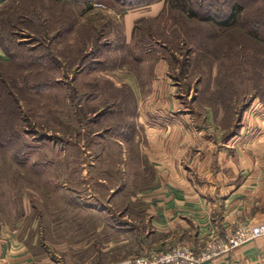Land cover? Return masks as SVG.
Instances as JSON below:
<instances>
[{
  "label": "rangeland",
  "instance_id": "374dc122",
  "mask_svg": "<svg viewBox=\"0 0 264 264\" xmlns=\"http://www.w3.org/2000/svg\"><path fill=\"white\" fill-rule=\"evenodd\" d=\"M126 3L0 0V236L40 264L155 249L147 125L182 124L197 152L260 130L264 0Z\"/></svg>",
  "mask_w": 264,
  "mask_h": 264
},
{
  "label": "crops",
  "instance_id": "0c3cea01",
  "mask_svg": "<svg viewBox=\"0 0 264 264\" xmlns=\"http://www.w3.org/2000/svg\"><path fill=\"white\" fill-rule=\"evenodd\" d=\"M133 12L129 11L126 23L129 30L135 19ZM253 118L254 125L260 126L258 134H244L250 119L244 120V132L228 138L222 147L211 140L213 145L206 151L194 152L191 148L197 145V134L190 131L186 138L184 126L175 121L163 129L150 125L142 114V121L149 124L148 142L153 145L149 157L157 161L162 176L153 189L157 217L147 238L157 237L153 250L178 243L199 248L212 235L264 221V117L259 114ZM165 129L171 134L161 136ZM0 264L40 263L22 241L0 236ZM207 264H264V236Z\"/></svg>",
  "mask_w": 264,
  "mask_h": 264
},
{
  "label": "built area",
  "instance_id": "2783aa9c",
  "mask_svg": "<svg viewBox=\"0 0 264 264\" xmlns=\"http://www.w3.org/2000/svg\"><path fill=\"white\" fill-rule=\"evenodd\" d=\"M95 6L103 7V4L95 3ZM261 236H264V221L244 223L222 235L210 236L199 248L188 243H178L165 249L153 250L128 264H207Z\"/></svg>",
  "mask_w": 264,
  "mask_h": 264
},
{
  "label": "trees",
  "instance_id": "16d2710c",
  "mask_svg": "<svg viewBox=\"0 0 264 264\" xmlns=\"http://www.w3.org/2000/svg\"><path fill=\"white\" fill-rule=\"evenodd\" d=\"M95 1H98V0H95ZM126 1H128V3H126V4H128V5H131L132 4V0H126ZM128 5H126V6H128Z\"/></svg>",
  "mask_w": 264,
  "mask_h": 264
}]
</instances>
